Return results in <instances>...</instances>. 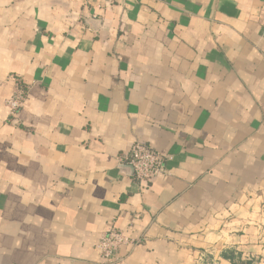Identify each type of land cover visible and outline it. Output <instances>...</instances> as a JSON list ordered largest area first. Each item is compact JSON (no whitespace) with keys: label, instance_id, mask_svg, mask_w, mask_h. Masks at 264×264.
<instances>
[{"label":"crops","instance_id":"crops-1","mask_svg":"<svg viewBox=\"0 0 264 264\" xmlns=\"http://www.w3.org/2000/svg\"><path fill=\"white\" fill-rule=\"evenodd\" d=\"M111 229L117 264H264V0H0V264Z\"/></svg>","mask_w":264,"mask_h":264},{"label":"built area","instance_id":"built-area-1","mask_svg":"<svg viewBox=\"0 0 264 264\" xmlns=\"http://www.w3.org/2000/svg\"><path fill=\"white\" fill-rule=\"evenodd\" d=\"M10 115H15L24 105L22 92H17L6 102ZM166 157L141 143L132 145L125 161L132 170L134 178L140 183H151L164 172ZM139 241L126 237L116 229L104 232L95 248L100 254L102 264H117L121 261L118 252L123 246L133 247Z\"/></svg>","mask_w":264,"mask_h":264}]
</instances>
